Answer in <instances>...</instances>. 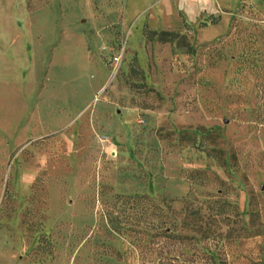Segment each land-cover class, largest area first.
I'll return each instance as SVG.
<instances>
[{
  "label": "rangeland",
  "instance_id": "obj_1",
  "mask_svg": "<svg viewBox=\"0 0 264 264\" xmlns=\"http://www.w3.org/2000/svg\"><path fill=\"white\" fill-rule=\"evenodd\" d=\"M0 264H264V0H0Z\"/></svg>",
  "mask_w": 264,
  "mask_h": 264
},
{
  "label": "built area",
  "instance_id": "obj_2",
  "mask_svg": "<svg viewBox=\"0 0 264 264\" xmlns=\"http://www.w3.org/2000/svg\"><path fill=\"white\" fill-rule=\"evenodd\" d=\"M101 138V141L105 142L106 138L104 136H102Z\"/></svg>",
  "mask_w": 264,
  "mask_h": 264
},
{
  "label": "crops",
  "instance_id": "obj_3",
  "mask_svg": "<svg viewBox=\"0 0 264 264\" xmlns=\"http://www.w3.org/2000/svg\"><path fill=\"white\" fill-rule=\"evenodd\" d=\"M199 5H200V4L197 3V6H195L197 11H198V7H199Z\"/></svg>",
  "mask_w": 264,
  "mask_h": 264
}]
</instances>
